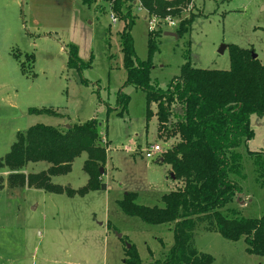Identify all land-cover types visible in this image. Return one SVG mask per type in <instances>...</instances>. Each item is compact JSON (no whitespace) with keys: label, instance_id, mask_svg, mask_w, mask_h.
<instances>
[{"label":"rangeland","instance_id":"rangeland-1","mask_svg":"<svg viewBox=\"0 0 264 264\" xmlns=\"http://www.w3.org/2000/svg\"><path fill=\"white\" fill-rule=\"evenodd\" d=\"M114 1L96 0L89 8L81 0H0V160L18 133L36 125L63 127L96 119L107 142L102 143L107 163L100 178L107 190L85 197L70 198L19 182L12 186L9 173L0 172V264H123L128 246H135L143 264H149L165 259L174 246V224H146L118 205L134 193L136 204L163 208L162 197L182 183L171 178L170 166L159 162L178 139L159 138L156 116L146 118L145 92L125 86L123 23L118 15L117 23L111 20ZM134 12V50L146 61L150 16L136 6ZM191 18L192 28L182 37L166 36L175 28L162 24L150 75L156 87L167 89L186 63L229 71L230 45L251 51L264 65V0H193L182 9V19ZM69 44L77 46L84 63L91 62L82 74L67 67L64 49ZM14 53L23 55L31 77L21 73ZM24 55L34 56L31 67ZM120 97L129 100L127 107ZM32 108L52 109L60 116L29 115ZM151 109L156 113L155 104ZM174 115L172 121L182 117L180 107ZM251 128L254 139L238 149L246 176L240 182L241 200L222 210L230 218L264 216V187L247 153L264 152V118L252 116ZM152 145L162 151L148 159L146 150ZM87 159L82 154L68 175L53 177L52 183L76 191L86 187ZM50 167L46 162L29 164L23 174H40ZM195 221L191 246L211 256L213 264H264V258L247 253L244 240L224 239L211 219Z\"/></svg>","mask_w":264,"mask_h":264},{"label":"trees","instance_id":"trees-1","mask_svg":"<svg viewBox=\"0 0 264 264\" xmlns=\"http://www.w3.org/2000/svg\"><path fill=\"white\" fill-rule=\"evenodd\" d=\"M136 0H115L113 12L123 23L120 33L123 67L126 71L125 86H133L146 94V118L156 116L158 136L165 141L178 139V143L162 155L160 163L171 167V175L182 187L162 197L163 208L136 204L137 195L129 193L118 202L129 217L141 219L149 225H175V243L163 260L149 264H213L209 255L199 253L193 244L195 219L209 218L224 239L231 242L244 240L247 253L264 258V216L246 219L222 214V210L243 194L240 182L246 178L243 156L238 149L254 139L251 117L264 118V65L253 59L252 52L235 45L228 47L231 68L229 71L204 70L186 63L181 75L167 89L156 87L151 80L152 57L157 51L156 37L163 34L162 22L168 16L178 19L175 32L178 37L188 34L194 19H182V9L193 0H140L149 16H156L160 23L148 36V59L141 61L134 50L131 36L137 16L134 14ZM89 8L96 0H81ZM170 10V12H168ZM67 67L81 74L91 68V62L79 58L77 46H65ZM23 75L32 73L22 54H13ZM34 64L33 55H24ZM28 65V64H27ZM87 83L86 81H84ZM121 105L129 100L120 97ZM157 107L156 113L151 105ZM180 107L182 117L172 121L174 110ZM29 115L60 116L52 109H35ZM123 113L119 114L122 116ZM69 126V127H68ZM63 127L36 125L17 134L9 153L0 160V172L9 173V183L19 182L53 194H66L73 198L85 197L90 192L107 190L100 181L101 169L107 163L106 147L102 145L99 123L96 119L83 124ZM86 153L84 171L88 175L86 187L72 190L56 186L52 178L68 175L72 164ZM257 182L264 187V152L248 150ZM46 162L51 167L40 174L27 177L23 172L29 164ZM104 169V168H103ZM110 228V226H109ZM123 264H143L135 246L126 250Z\"/></svg>","mask_w":264,"mask_h":264},{"label":"built area","instance_id":"built-area-1","mask_svg":"<svg viewBox=\"0 0 264 264\" xmlns=\"http://www.w3.org/2000/svg\"><path fill=\"white\" fill-rule=\"evenodd\" d=\"M135 6H136L137 11L147 13L146 10L143 9V7L141 6L140 0H136L135 1ZM168 12H170V10H168ZM117 18L118 17L116 16V14H114V13L111 14V20H112V22L114 24L118 22V19ZM175 19L176 18H173L171 16H168L167 18H165L163 20L162 24L165 27L168 26V27H171V28H176L178 20H175ZM148 20H150L149 21V26H150L149 31L150 32H154L157 29V27H158V25L160 23V19L158 17H156V16H150L148 18ZM102 143L103 144H107L105 137L102 138ZM161 151H162V149H161L160 146H158V145H152L149 149L146 150V157L148 159H151V158L154 157V155L156 153L161 152Z\"/></svg>","mask_w":264,"mask_h":264},{"label":"water","instance_id":"water-1","mask_svg":"<svg viewBox=\"0 0 264 264\" xmlns=\"http://www.w3.org/2000/svg\"><path fill=\"white\" fill-rule=\"evenodd\" d=\"M166 36H172V37H178L176 33H165ZM253 59H257V56L252 53ZM69 127V126H68ZM101 174L104 175V169H101ZM172 179H175L174 174L171 175ZM131 246H128V249H130Z\"/></svg>","mask_w":264,"mask_h":264},{"label":"crops","instance_id":"crops-1","mask_svg":"<svg viewBox=\"0 0 264 264\" xmlns=\"http://www.w3.org/2000/svg\"><path fill=\"white\" fill-rule=\"evenodd\" d=\"M76 191V190H75Z\"/></svg>","mask_w":264,"mask_h":264}]
</instances>
